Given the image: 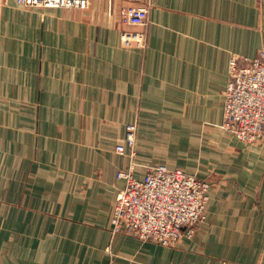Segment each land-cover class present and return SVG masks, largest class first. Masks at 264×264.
<instances>
[{
    "label": "crops",
    "instance_id": "1",
    "mask_svg": "<svg viewBox=\"0 0 264 264\" xmlns=\"http://www.w3.org/2000/svg\"><path fill=\"white\" fill-rule=\"evenodd\" d=\"M151 1L139 50L121 42L129 0H0V264H264V141L224 127L232 57L264 48V0ZM130 123L137 178L165 165L210 182L175 246L113 231Z\"/></svg>",
    "mask_w": 264,
    "mask_h": 264
},
{
    "label": "built area",
    "instance_id": "2",
    "mask_svg": "<svg viewBox=\"0 0 264 264\" xmlns=\"http://www.w3.org/2000/svg\"><path fill=\"white\" fill-rule=\"evenodd\" d=\"M20 1L28 7L78 9H86L91 3V0ZM151 6V0H129L120 8V21L138 27L122 32L124 47L144 50L148 46L146 26ZM224 127L249 145L264 141V48L253 58L232 57L224 92ZM126 129V144L117 145L116 150L120 154L129 153L131 165L118 173L125 186L117 196L113 231L175 246L183 237H192L206 218L210 182L165 165L150 166L141 178H137L134 159L138 125L130 123ZM216 264L232 263L219 261Z\"/></svg>",
    "mask_w": 264,
    "mask_h": 264
}]
</instances>
